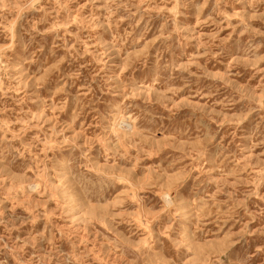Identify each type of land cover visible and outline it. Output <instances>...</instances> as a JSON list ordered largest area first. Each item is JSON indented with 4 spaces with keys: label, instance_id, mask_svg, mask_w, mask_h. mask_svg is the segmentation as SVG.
Returning <instances> with one entry per match:
<instances>
[{
    "label": "rangeland",
    "instance_id": "rangeland-1",
    "mask_svg": "<svg viewBox=\"0 0 264 264\" xmlns=\"http://www.w3.org/2000/svg\"><path fill=\"white\" fill-rule=\"evenodd\" d=\"M0 264H264V0H0Z\"/></svg>",
    "mask_w": 264,
    "mask_h": 264
}]
</instances>
